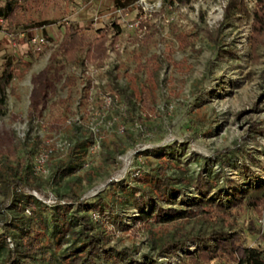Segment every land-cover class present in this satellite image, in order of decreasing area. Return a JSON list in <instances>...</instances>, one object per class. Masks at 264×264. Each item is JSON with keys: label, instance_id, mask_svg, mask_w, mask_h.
Returning a JSON list of instances; mask_svg holds the SVG:
<instances>
[{"label": "rangeland", "instance_id": "374dc122", "mask_svg": "<svg viewBox=\"0 0 264 264\" xmlns=\"http://www.w3.org/2000/svg\"><path fill=\"white\" fill-rule=\"evenodd\" d=\"M245 1L251 9L254 0ZM225 4L226 0H132L118 12L111 0H69L71 13L46 26L49 38L44 37L37 50L28 39L41 33L35 27L26 31L23 41L14 39L16 45L12 46L7 38L9 45L0 48V63L7 55L5 48H9L13 61L20 57L26 62L20 78L14 73L2 106L0 153L16 157L21 166L29 164L30 185L22 190L48 205L65 201L58 198L61 191L68 195L72 191L82 199L106 200L121 185L130 187L134 193L118 215L104 208L90 213L91 220L107 236L104 248L130 250L129 255L116 257L117 264H137L142 254L148 255L143 258L146 264L149 260L158 262L154 264L205 263L192 257L194 240L162 259L149 246L152 236L179 231L184 227L181 221L201 212L200 196L189 185L155 203L146 194L139 196L138 187H145L144 178L156 167L170 176L184 174V168L187 173L206 167L214 171L217 186L209 198L230 209L233 226L226 238L212 241L220 253H214L207 264H235L223 252L228 246L236 257L243 256L245 246L264 251V208L246 207L233 198L235 190L264 182V35L261 42H256L250 17L229 21L219 30L220 47L229 48V53L224 51V56H219L210 51L203 26L214 32ZM111 19L119 24L120 32L103 64L66 66L64 70L75 77L74 85L57 91L60 97L69 93L66 106H49L46 102L35 107L28 119L30 77L47 63L60 36V22L75 20L92 30ZM110 63L117 64L114 71L119 83L133 92L135 100L129 112L122 99L112 100L99 89L104 87L103 70ZM75 132L79 138L91 141L84 155L74 156H80V166L63 177L72 181L66 189L60 180L52 178L51 171L58 160H64ZM23 138L35 143L27 152L21 145ZM92 143L94 148H90ZM103 148L112 155L113 161L108 164L99 158ZM216 156L223 158L221 169ZM88 172L95 174L91 180L86 179ZM17 189L0 192V229L18 214ZM133 197L139 200L142 212ZM167 207L181 208L183 217L158 221L154 214ZM23 214L31 216L27 206ZM27 223L34 225V217H29ZM17 239L10 236L8 246L14 247ZM41 243L51 244L46 235ZM44 254L36 251L34 255L41 258ZM40 261L37 259L36 264ZM96 261L110 264L101 252Z\"/></svg>", "mask_w": 264, "mask_h": 264}, {"label": "trees", "instance_id": "16d2710c", "mask_svg": "<svg viewBox=\"0 0 264 264\" xmlns=\"http://www.w3.org/2000/svg\"><path fill=\"white\" fill-rule=\"evenodd\" d=\"M131 1L112 0V4L120 11H124ZM164 1L173 3L188 0ZM71 11L69 0H0L3 29L14 34L40 27L41 34L49 38L44 26L58 23L62 17H67ZM248 17H250L252 31L256 32L254 35L256 42H261V36L264 35V0H254L251 9L248 8L245 0H226L222 16L217 21L214 32L210 33L208 28L203 26L205 36L210 40V51L219 56H224L222 53L224 51L229 53V48L220 47L222 44L219 39L220 28L229 21H241L244 18L248 19ZM60 25L62 26L60 36L53 50L48 54L47 63L30 77L26 112L28 119L32 117V110L35 107L46 104V102L49 106L53 104L66 106L69 93L66 97H60L57 91L59 87L69 88L74 85L75 77L71 72L65 71L64 68L69 65L92 64L99 66L103 64V60L108 55L107 50H114L113 43L116 40V35L120 32L119 24L114 19L92 30H89V25L79 24L75 20H65L60 22ZM24 38L22 36L21 40L23 41ZM255 49L254 52L257 51V48ZM21 59L18 57L13 61L12 56L8 55L0 63V113L14 73L17 74L16 77L18 78L23 74V63L26 62ZM115 67H117L116 63L106 65L103 70L106 82L104 87L99 86V89L106 91L105 93L112 100L116 97L122 99L126 111L129 112L133 108L135 98L129 87L126 84L121 85L117 80ZM251 135L254 136L253 133ZM73 136L74 141L69 146L64 160H58L51 171L52 178L60 180L66 189L71 187L72 181L63 177L80 166L79 158L85 154L87 142L91 141L87 138H79L77 132L73 133ZM127 136L130 137L128 133ZM34 144L33 142H26L24 138L21 140L25 152L31 150ZM78 154L79 157H74ZM99 158L104 164L113 161L111 160V152L107 148L100 151ZM215 159L221 169L222 156H216ZM169 162L174 165L172 160ZM195 162L197 163V160ZM175 166L177 165L175 164ZM183 171L185 173L180 176H170L162 173L160 167H156L149 173L148 177L144 178L147 183L145 187H138V195H148L152 203L160 198L169 199L185 185L191 186L200 196L198 204L201 212L199 215L191 217L190 220L181 221L184 227L179 231H175V229L152 236L149 246L156 249V253L162 259L175 252L179 247H185L189 240H194L196 248L191 250L194 254L192 257L196 260H204V264H207L206 260L212 257L214 253H220V251L215 250L212 241L218 237H227L230 226H233V219L228 216L230 209L225 204L213 202L209 198L211 191L217 186L214 171L211 172L207 167L205 170L200 168L195 172L187 173V168H184ZM85 176L87 180H91L95 174L88 172ZM31 177V168L28 163L21 166L16 157L7 153H0V192L6 194L11 188L14 190L15 187L18 188V202L15 203L18 214L14 220L8 221V225L0 229V264H36L37 259L41 260L39 264H98L96 258L99 252L103 253L110 264H117L116 257L118 255H129L130 250L126 252L124 248H104L102 246L107 236L101 232L102 229L97 222L91 220L90 213L94 210L102 212L104 208L109 213L118 215L120 209L129 200V196L134 193L130 187L121 185L119 191H111L112 196L106 200L82 199L72 191L69 195L67 191H61L58 192V198L65 199V201L48 205L36 196L23 192L22 188L30 185ZM233 198L240 199L246 207L261 206L264 208V182L235 190ZM133 201L142 212L139 200L133 197ZM68 203L73 206L68 207ZM25 206L29 208V214L35 219L34 225L27 223V219L31 216L26 218L23 214ZM78 210L80 212H77ZM182 211L181 208L167 207L166 210L154 215L160 222H169L175 218L183 217ZM144 213L147 212L144 211ZM76 221L78 226H75ZM41 235H46L51 244L41 243ZM10 236H18L14 247L8 246ZM63 243L67 244L61 246ZM36 251L46 254L41 258L36 257L34 255ZM223 252H225L228 261L233 260L235 264H264V251L257 246H245L242 257H236L229 246L223 248ZM144 257L148 258V255L142 254L141 260H136V263L146 264ZM156 262L149 260L147 264ZM185 263L180 262L179 264Z\"/></svg>", "mask_w": 264, "mask_h": 264}, {"label": "built area", "instance_id": "2783aa9c", "mask_svg": "<svg viewBox=\"0 0 264 264\" xmlns=\"http://www.w3.org/2000/svg\"><path fill=\"white\" fill-rule=\"evenodd\" d=\"M129 5V4H128ZM127 5V6H128ZM118 12H121L119 9L115 8ZM3 24V19L0 16V26ZM18 36H25V31H19L16 33ZM6 36L9 39V42L11 43L12 46L16 45L15 44V38H14V33L11 31H6ZM29 41L33 47L34 50H37L39 46L44 42V36L41 33H35L34 35L29 36ZM95 143H92L90 148H94Z\"/></svg>", "mask_w": 264, "mask_h": 264}, {"label": "crops", "instance_id": "0c3cea01", "mask_svg": "<svg viewBox=\"0 0 264 264\" xmlns=\"http://www.w3.org/2000/svg\"><path fill=\"white\" fill-rule=\"evenodd\" d=\"M111 4H112V0H111ZM113 5V4H112ZM114 7V6H113ZM49 25V24H48ZM46 26L47 25H45L44 26V29H46ZM35 28H39L38 29V31H41V28L40 27H35ZM45 32H46V30H45ZM26 33V32H25ZM21 37L22 36H18V35H16V34H14V38L16 39V40H19V41H22L21 40ZM7 45H9V43H8V40H7V36H6V31L3 29V26L1 25L0 26V48H3V47H7ZM8 49L9 48H5V52L7 53V55L6 56H8V55H10L9 53V51H8ZM10 49H11V47H10ZM5 56V57H6ZM13 57V56H12Z\"/></svg>", "mask_w": 264, "mask_h": 264}]
</instances>
